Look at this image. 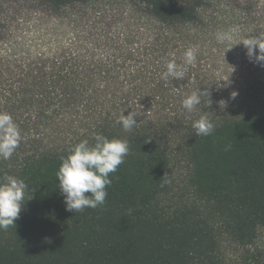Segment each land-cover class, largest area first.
<instances>
[{
	"label": "trees",
	"instance_id": "16d2710c",
	"mask_svg": "<svg viewBox=\"0 0 264 264\" xmlns=\"http://www.w3.org/2000/svg\"><path fill=\"white\" fill-rule=\"evenodd\" d=\"M32 2L30 22L0 3V111L24 137L0 177L28 185L15 226L0 230V264H226V244L249 246L264 230V62L216 33L238 27L239 43L264 32V0ZM43 17L53 28L40 32ZM189 47L184 79H161ZM198 88L208 97L188 112ZM131 111L139 123L125 132L117 121ZM201 115L208 136L192 127ZM97 133L127 139L129 153L103 206L69 212L61 157ZM240 264H264V251L246 248Z\"/></svg>",
	"mask_w": 264,
	"mask_h": 264
},
{
	"label": "clouds",
	"instance_id": "9594fccd",
	"mask_svg": "<svg viewBox=\"0 0 264 264\" xmlns=\"http://www.w3.org/2000/svg\"><path fill=\"white\" fill-rule=\"evenodd\" d=\"M238 36L239 28L234 26L217 32L216 40L218 43L231 45L230 48L236 44H243L249 58L254 57L255 61L264 62V32L253 37L246 35L239 43H234ZM257 48L258 52L255 51ZM197 55L198 49L189 47L183 52V64H177L175 59H170L166 63V71L161 74V79L183 80L188 66L196 62ZM231 95L235 98L238 93L233 92ZM202 96L207 98L208 92L201 91L200 88L192 91L182 100V107L188 112L194 111L201 104ZM138 116L139 114L134 111L126 116L122 113L117 123L125 132H131L139 123ZM192 127L196 136H208L214 131L215 125L207 115H201L193 122ZM23 139L19 125L12 115L0 111V159L5 161L11 159ZM93 140L94 143L91 144L87 139L80 141L69 150L66 157H61L56 178L59 180V188L64 196L66 210L69 212L78 213L86 208L95 209L105 204L107 188L112 184L110 174L115 173L124 163L130 150L127 139H109L97 133L93 135ZM167 176L166 174L162 180L167 182ZM27 189L28 185L23 179L8 174L0 177V230L15 226ZM131 212L132 209H129V214Z\"/></svg>",
	"mask_w": 264,
	"mask_h": 264
},
{
	"label": "rangeland",
	"instance_id": "374dc122",
	"mask_svg": "<svg viewBox=\"0 0 264 264\" xmlns=\"http://www.w3.org/2000/svg\"><path fill=\"white\" fill-rule=\"evenodd\" d=\"M0 3L2 4L3 10L7 14L14 13L17 11V15H21L22 17H25V19L30 21H33L35 18L34 10L37 8L41 9L40 6H35L32 2V0H0ZM37 17V15H36ZM42 24L39 28H42L40 32L45 31L43 27L50 26L53 28V17H43ZM29 32H32V29L29 30ZM56 141L53 139H50L48 141V146L53 147V144H55ZM185 168L182 164H178L173 169V177L174 181L176 183V190L181 192H187L188 189L186 188V176H185ZM188 193V192H187ZM246 248L253 249V250H262L264 251V230L259 228L256 232V237L254 241L247 247H240L236 244H226L224 247V253H225V261L226 264H240L241 257L243 255V252Z\"/></svg>",
	"mask_w": 264,
	"mask_h": 264
}]
</instances>
